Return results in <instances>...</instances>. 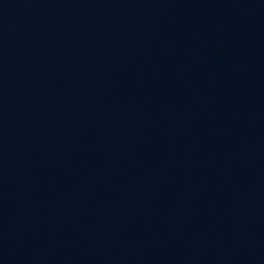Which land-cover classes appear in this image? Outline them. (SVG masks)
Wrapping results in <instances>:
<instances>
[{"label": "water", "instance_id": "obj_1", "mask_svg": "<svg viewBox=\"0 0 264 264\" xmlns=\"http://www.w3.org/2000/svg\"><path fill=\"white\" fill-rule=\"evenodd\" d=\"M0 264H264V0H0Z\"/></svg>", "mask_w": 264, "mask_h": 264}]
</instances>
